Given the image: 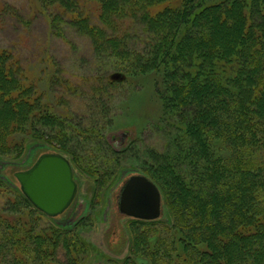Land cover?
<instances>
[{"label":"trees","instance_id":"obj_1","mask_svg":"<svg viewBox=\"0 0 264 264\" xmlns=\"http://www.w3.org/2000/svg\"><path fill=\"white\" fill-rule=\"evenodd\" d=\"M174 1L47 0L44 5L60 4L62 14L52 29L68 14V21L85 28L97 54L126 59L130 68L164 69L172 94L165 99L167 109L184 110L176 119L182 133L175 145L179 164L174 167L169 157L159 160L174 174L166 188L172 223L167 247H159V239L153 255L162 264H264V0ZM93 5L97 13L90 10ZM225 16L235 20L237 37L226 44L209 41L212 22L225 28ZM128 19L156 38L149 54L137 55L129 47L130 29L122 26ZM187 28H203L208 39L188 36ZM106 29L115 33L104 37ZM18 68L12 53L0 47V154L21 157L25 141L13 136L26 124L32 123L30 134L37 137L61 127L32 87L16 80ZM18 197L39 211L22 192ZM10 229L0 216V264H26L13 250ZM56 233L69 236L53 229L44 234L42 256L57 259L58 250L65 255L71 242L60 246ZM47 244L54 245V253H45ZM70 256L64 263L74 262Z\"/></svg>","mask_w":264,"mask_h":264},{"label":"rangeland","instance_id":"obj_2","mask_svg":"<svg viewBox=\"0 0 264 264\" xmlns=\"http://www.w3.org/2000/svg\"><path fill=\"white\" fill-rule=\"evenodd\" d=\"M213 1L218 0L205 4ZM46 2L0 0V47L19 62L16 80L23 87H32L61 127L44 129L46 133L37 137L30 134L32 123H28L24 131L13 136L25 141V153L21 157L0 154V216L11 227L13 250L24 256L26 264H67L66 255H71L72 264H162L153 254L155 245L167 247L172 218L166 188L174 177L168 170L170 164H179L175 145H179L182 133L176 119L184 110L167 109L165 99L172 94L165 85L164 69L130 68L126 59L97 54L85 28L79 30L74 21H68V14H63L52 29L56 15L62 12L59 3L46 7ZM89 8L99 11L97 5ZM164 18V22L169 20ZM224 18L225 28L212 22L209 41L226 44L237 37L235 20ZM91 20L97 25L96 19ZM122 26L130 29L129 47L137 55L149 54L156 38L136 20L128 19ZM187 29L188 36L208 39L203 28ZM118 31L122 36V29ZM113 33L106 29L101 35ZM183 67L179 70L182 73ZM46 153L60 154L70 161L78 186L72 203L57 216L41 213L18 199L22 189L16 173L30 169ZM168 157L172 160L169 165L159 162ZM132 176H144L159 189V218L139 219L120 211L122 188ZM50 228L69 235L56 233L60 246L71 242L65 255L61 250L56 252L57 259L41 255L39 240ZM53 247L47 244L45 253H54Z\"/></svg>","mask_w":264,"mask_h":264},{"label":"water","instance_id":"obj_3","mask_svg":"<svg viewBox=\"0 0 264 264\" xmlns=\"http://www.w3.org/2000/svg\"><path fill=\"white\" fill-rule=\"evenodd\" d=\"M23 194L35 208L48 216L63 213L74 200L77 182L70 161L60 154L46 153L28 170L16 173ZM161 195L144 176H132L123 186L120 211L139 219L161 215Z\"/></svg>","mask_w":264,"mask_h":264}]
</instances>
